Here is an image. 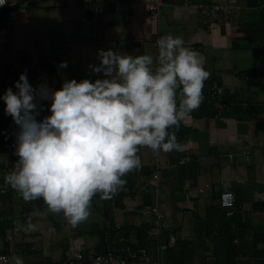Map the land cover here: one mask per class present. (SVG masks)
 Instances as JSON below:
<instances>
[{"label":"crops","instance_id":"0c3cea01","mask_svg":"<svg viewBox=\"0 0 264 264\" xmlns=\"http://www.w3.org/2000/svg\"><path fill=\"white\" fill-rule=\"evenodd\" d=\"M92 1L26 0L24 7L22 0H7V7L0 10V74L10 67L25 70L39 83L53 86L55 81L45 73L43 58L60 53L68 62L69 73L97 78L100 74L91 73L88 65L99 63V49L111 48L134 56L147 53L155 59L158 50L154 41L172 33L182 36L184 46L200 54L208 77L223 86L226 109L214 119L210 112L202 114L200 104L179 125L189 130L183 149L194 159L195 175L179 171L187 165L172 164L169 152L155 153L141 146V168L125 175V184L112 199L92 197L96 200L91 199L89 217L77 224L70 223L62 212L50 211L43 200L38 210L23 212L24 205L34 201H21L20 193L11 188L10 201L4 199L3 208L14 211L12 227H18L19 234L10 244V259L16 256L22 264H53L74 249L104 251L105 238L114 235L116 227L128 233L132 243L146 246L154 254V239L145 237L139 229L145 230L151 222L141 214L142 209L155 205L166 216L163 237L172 233L183 239L190 261L221 263L225 251L218 239L222 242L226 224L213 207L221 185L229 188L243 209L244 225L235 227L238 232L234 240L238 243H233L240 255L252 257V229L264 224V213L257 208V203L264 202L261 1L162 0L154 16L147 12L151 0H99L102 21L95 28L85 29L80 20ZM214 4L229 8L230 14L211 28L201 26L197 21L200 6ZM125 7L129 8L126 18L122 16ZM49 114L45 109L42 118ZM15 159V151L0 154V169ZM155 165L161 174L158 182L152 179ZM28 222L36 225L35 230L21 227ZM51 225L54 227L50 230ZM45 240L53 241V245L45 246ZM256 247L261 250L263 244Z\"/></svg>","mask_w":264,"mask_h":264},{"label":"clouds","instance_id":"9594fccd","mask_svg":"<svg viewBox=\"0 0 264 264\" xmlns=\"http://www.w3.org/2000/svg\"><path fill=\"white\" fill-rule=\"evenodd\" d=\"M6 3L0 0V6ZM155 43V59L99 49V63L88 65L100 74L95 79L63 78L58 89L47 83L33 87L23 71L4 90V113L18 126V159L4 179L25 201L40 198L77 224L89 217L94 195L107 198L141 167V146L157 153L181 149L171 129L199 107L209 72L182 36L166 33ZM42 102H50V114L37 119Z\"/></svg>","mask_w":264,"mask_h":264},{"label":"built area","instance_id":"2783aa9c","mask_svg":"<svg viewBox=\"0 0 264 264\" xmlns=\"http://www.w3.org/2000/svg\"><path fill=\"white\" fill-rule=\"evenodd\" d=\"M261 5L264 7V0H260ZM24 7H27L26 0H22ZM8 2L0 6V10L6 8ZM162 6V0H151L147 5V12L150 15H157L160 7ZM129 14V8L125 7L122 11V16L127 17ZM230 14V9L219 4L200 6L197 14L198 23L206 28H211L216 24H219L223 17ZM103 16V5L99 0H93L87 7L86 13L81 17V24L85 29H92L100 25ZM158 39V38H157ZM156 39V40H157ZM156 40L154 46H156ZM191 48V47H188ZM192 49V48H191ZM158 50V49H157ZM8 72L16 80L19 78L21 70H15L14 68H7ZM4 75L0 74V82ZM33 87H36L39 83L36 79L29 81ZM49 85V84H48ZM51 87V86H50ZM15 91V88L13 87ZM206 92L208 96V105L213 113V118L218 119L226 109V102L224 99L223 86L216 80H213L207 84ZM0 95L2 93L0 92ZM2 105L0 104V112ZM178 152L182 153L177 165L186 166L193 162V157L190 152L181 147ZM156 153V152H155ZM247 154V153H245ZM231 157V156H230ZM7 175L5 168L0 170V197L6 196L10 191V185L5 182L4 177ZM161 174L159 167L155 165V170L152 174V179L155 182L160 181ZM218 203L225 211L226 218H232L235 213L241 212L242 207L235 202V198L229 188L225 185H221L219 191ZM1 209V205H0ZM142 215L148 216L151 219V226L146 231L147 236L155 241L154 254L146 246L136 245L131 242L129 237L124 232L116 227L114 235L107 236L108 248L104 253H96L94 251H86L82 249H74L66 253L62 259L53 264H165V252L174 247L176 244V236L172 233H168L164 241H159L165 228V214L155 205L145 207L141 211ZM19 234L18 227H12L8 229L3 236H0V264H10V255L12 253V244ZM238 243V241H234ZM8 245V246H6ZM240 264H256V259L249 258L243 255H237L234 259ZM200 264V263H192ZM201 264H211V261H205Z\"/></svg>","mask_w":264,"mask_h":264},{"label":"trees","instance_id":"16d2710c","mask_svg":"<svg viewBox=\"0 0 264 264\" xmlns=\"http://www.w3.org/2000/svg\"><path fill=\"white\" fill-rule=\"evenodd\" d=\"M43 60H44L43 67L45 69V73L47 74L49 79H54V81H55L53 86L51 84H49V86H51L53 88H56V89L60 88L61 81L63 78H68V79L75 78V79H77V81H79L82 78L95 79V77H92V76H84V75L76 76L72 73H69L67 68L58 69L57 64L60 61H65V57L60 53H58L56 55L45 56L43 58ZM21 71L23 72V70H21ZM61 73H63V76L61 75ZM3 74H4V75H2L3 79L0 82V92L2 94L6 88L12 87L13 82L16 81L15 77L13 78V76H11L8 72L5 71ZM27 78L29 81L34 79L28 73H27ZM213 80H214L213 78L208 77L204 81V86L202 89L203 99H202V102L200 103L203 107V113H202L203 115H206V112L207 113L210 112V114L213 115V113L210 109V106L208 105V96H207V92H206L207 84ZM42 103H44L45 107L41 111V114L39 117H37V119H42V113L44 112L45 109H47V104L50 102H42ZM0 104L2 105L1 112H0V154H7L10 151H15V139H16V133L18 131V126H16L14 124L12 117L10 115H6L4 113V102L2 100H0ZM171 130L175 131L177 141L180 142V144L182 145V148H184V146L188 142L189 130L185 129L184 127L173 128ZM169 155H170V162L172 164L176 165L179 158L181 157L182 153L178 152L177 150H173V151L169 152ZM16 160L17 159H15L13 161L10 160L9 163L3 167L7 170V174L13 170L14 162ZM3 168H1V169H3ZM139 168H141V167H139ZM183 170H184V172L189 171L190 175H195L193 163L191 165L190 164L187 165L185 168L179 169V171H181V172ZM143 172H144V170H143ZM178 176L179 177L182 176L180 172H179ZM11 188L12 187L10 186V189ZM117 191H118V189H117ZM117 191L110 194L107 198H102L101 194H99V193H97L93 197H98L101 200L106 201V200H110L113 197L117 196ZM218 198H219V195L217 197H215L216 203H215V205H213V207L217 212L215 214L223 219L224 225L226 224V227H225V230L223 231V233L221 235L223 238L222 242H220L218 239L219 245L221 244L224 246L225 256L222 257V258H224V260L221 263L219 261H217V264H240L239 262H236L234 260L235 257L240 254V249L238 250V247L233 242L235 241L234 239L237 238L236 232H238L235 230V227L238 226L239 224H241V226L244 225V222H242V219H241L242 215H241V212H237L234 214V216L232 218H226L224 209H222L218 203ZM4 199L10 201V192L7 193L6 196L0 197V205H1V209H0V236H3L4 233L8 229L12 228V226H13L14 211H12V209L7 210V209L3 208ZM21 201L25 202V200L22 198V196H21ZM33 201H34V203H28V204L24 205L23 212H25V213L34 212L40 208V205L42 204V199L38 198V199L33 200ZM235 202H236V204H238L236 199H235ZM118 206H120V205L117 204V207ZM257 208H259V210L264 213V202L257 203ZM150 226H151V224H149L148 227L145 228V230L139 229V231L142 232V234H144L146 237L147 236L146 230H148L150 228ZM247 226H248V224L246 225V227ZM125 235L127 237H129L128 233H126V232H125ZM161 236L163 237V232H162ZM166 236L167 235H164V237L161 241H164ZM106 238H105L106 247H105L104 251L102 249L101 250L96 249L94 252H96V253H104L105 252V250L108 248V243H109V242H107L109 240H107ZM102 240H103V238H101V241L99 242L100 245L103 244ZM251 243H253L252 245L254 246L253 249L255 251L253 252L252 257H249V258L256 259V261H257L256 264H264V224L256 226V229H252V242ZM258 244H263V248L261 250H257L256 246ZM185 245H186V242L183 239H180L176 236L175 246L168 249L165 252V256H164L165 264H192V263H200L201 264V263H204L205 261H207V259L206 260L203 259L201 262L190 261V259L187 257V254H186ZM140 246H143V245H140ZM250 249H252V247ZM213 264H216V263H213Z\"/></svg>","mask_w":264,"mask_h":264},{"label":"rangeland","instance_id":"374dc122","mask_svg":"<svg viewBox=\"0 0 264 264\" xmlns=\"http://www.w3.org/2000/svg\"><path fill=\"white\" fill-rule=\"evenodd\" d=\"M15 124V123H14ZM13 125V124H12ZM16 125V124H15ZM17 126V125H16ZM9 195V194H8ZM93 200H96L95 198H92ZM45 221V220H44ZM46 222L48 223V220H46ZM44 225H45V222H44V224H43V228H44ZM54 226L53 225H51V227H50V230H51V228H53ZM54 232V231H53ZM50 242H47V240H45L44 241V245L45 246H47V247H49V245H53V241H51V240H49ZM48 243V245H46ZM50 248V247H49ZM20 259H19V257H16V256H14V257H12V259H10V264H16V263H18V261H19Z\"/></svg>","mask_w":264,"mask_h":264},{"label":"bare ground","instance_id":"6f19581e","mask_svg":"<svg viewBox=\"0 0 264 264\" xmlns=\"http://www.w3.org/2000/svg\"><path fill=\"white\" fill-rule=\"evenodd\" d=\"M29 64V63H28ZM25 71V70H24ZM10 86V85H9Z\"/></svg>","mask_w":264,"mask_h":264}]
</instances>
